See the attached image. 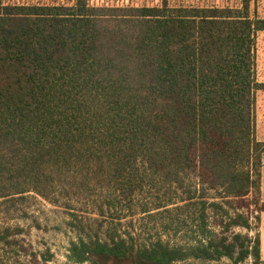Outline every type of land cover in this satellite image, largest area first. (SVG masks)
<instances>
[{
    "label": "trees",
    "instance_id": "16d2710c",
    "mask_svg": "<svg viewBox=\"0 0 264 264\" xmlns=\"http://www.w3.org/2000/svg\"><path fill=\"white\" fill-rule=\"evenodd\" d=\"M260 31L247 0L0 1V216L29 217L36 196L62 207L73 263L264 264L259 235L234 230L253 229L241 209L259 201ZM173 216L193 240L171 242ZM142 217L166 236L142 232ZM24 231L5 226L0 246L48 264L50 249L19 244Z\"/></svg>",
    "mask_w": 264,
    "mask_h": 264
},
{
    "label": "rangeland",
    "instance_id": "374dc122",
    "mask_svg": "<svg viewBox=\"0 0 264 264\" xmlns=\"http://www.w3.org/2000/svg\"><path fill=\"white\" fill-rule=\"evenodd\" d=\"M4 3H33V2H67L72 0H0ZM252 13L264 16V0H247ZM91 5L95 6H139V5H161L163 0H88ZM244 0H168L170 6H241ZM256 76L260 82H264V31L258 32L256 41ZM255 136L259 140H264V88L256 92L255 102ZM159 196H163L164 192L159 191ZM214 191H209L208 196H215ZM259 196L258 206L264 202V154L260 158L259 163ZM28 210L30 216L27 218H12L0 216V230L8 225L20 224L24 227V232L18 236L20 243L33 249L45 250L50 249L53 253V258L48 261V264H88V263H73L68 261L67 252L71 239L75 237L74 231L67 224L66 210L62 207L54 206L40 197H31L28 201ZM254 203L248 209H241L248 213L252 222L253 229L248 230L243 227H235L234 230L243 233H248L251 236L259 235L262 242V257L264 260V210H260ZM82 209L88 210L82 205ZM232 212V210H230ZM259 215L260 220L256 219ZM217 219H220V214H217ZM37 220L40 226H36ZM209 224L212 228H216L215 215L209 213ZM172 225L168 227V238L172 243L188 242L193 240L195 232L191 223L183 221L182 218L173 216L170 218ZM138 223V228L145 231V234H163L161 223L157 219L142 217ZM2 246V245H1ZM0 246L2 255L0 256V264H27L25 256L20 253L16 254L13 247L6 244ZM18 255L19 261H15V256ZM226 262L229 260L226 259ZM31 264V263H30ZM246 264H253L252 259H247Z\"/></svg>",
    "mask_w": 264,
    "mask_h": 264
},
{
    "label": "crops",
    "instance_id": "0c3cea01",
    "mask_svg": "<svg viewBox=\"0 0 264 264\" xmlns=\"http://www.w3.org/2000/svg\"><path fill=\"white\" fill-rule=\"evenodd\" d=\"M261 248H262V242H261Z\"/></svg>",
    "mask_w": 264,
    "mask_h": 264
}]
</instances>
